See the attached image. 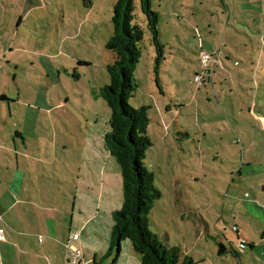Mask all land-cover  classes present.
<instances>
[{
  "label": "rangeland",
  "instance_id": "374dc122",
  "mask_svg": "<svg viewBox=\"0 0 264 264\" xmlns=\"http://www.w3.org/2000/svg\"><path fill=\"white\" fill-rule=\"evenodd\" d=\"M116 1L0 0L4 51L12 46L11 35L24 50L11 57L14 66L20 63V70L13 68L8 74L2 61L0 82L8 87L18 75L24 92L15 85L12 89L24 96L21 103L35 99L44 104L33 111L51 125L40 132L47 145L46 176L52 178V173L62 179L51 181L57 182V191L58 185L75 180L77 174L72 175L84 153L91 159L88 150L103 162L101 141L110 129V110L100 90L109 84L107 66L115 59L106 44ZM150 2L159 18L164 60L156 67L148 19L136 0L134 21L143 28L144 38L135 74L138 88L130 99L135 108L149 107L152 147L145 165L161 192L149 227L165 245L196 264H264V0ZM20 18L25 22L19 23ZM201 52L225 62V68L215 69L211 85L202 87L194 82ZM11 108L16 111L14 105ZM37 118L32 116L34 124ZM105 170L110 178L105 192L97 183L92 193L80 192L73 182L81 202L72 195L61 198L67 199L62 203L70 212L75 205L81 223L86 220L81 209L97 211L101 205L102 218L113 207L109 220L104 217L112 230V212L123 201L122 177L112 157ZM235 227L256 245L254 249L240 246ZM110 230L105 235L109 231L111 236ZM220 244L226 249L222 254ZM69 245L65 243L64 249L72 261ZM101 264H139V256L126 240L117 259L113 252Z\"/></svg>",
  "mask_w": 264,
  "mask_h": 264
},
{
  "label": "crops",
  "instance_id": "0c3cea01",
  "mask_svg": "<svg viewBox=\"0 0 264 264\" xmlns=\"http://www.w3.org/2000/svg\"><path fill=\"white\" fill-rule=\"evenodd\" d=\"M21 22L24 23L25 20L20 18L19 23ZM13 36H10L9 43L12 46L7 52L3 48L5 45L0 41V72L3 71L2 61H5L4 66L7 67L8 74L13 68L17 71L21 69L20 63L13 65L11 57L18 53L17 51H24L23 47L21 49L14 44L15 36ZM8 82L10 83L11 80L8 79ZM19 84L18 75L13 77L8 87L5 83L1 85L0 82V229L4 230L5 237L4 241H0V264H74L75 262L94 264L107 254L110 232L105 234L110 230L107 228L111 225L105 224L104 221L105 218L109 220V208L113 207L109 206L102 218H100L103 211L101 205L97 211L87 209V212H82L81 209L79 214L81 218L86 219L81 223L75 212V205L70 212L65 207L67 199H65L66 203H62L65 201L61 196L62 194L66 195V198L73 196L75 202L78 200L81 202L78 186H72L73 182L79 185L80 192L87 190V193H92L96 183L105 192L110 180L106 174L105 163L109 164L112 156L104 146L103 137L101 141L103 162L92 150H88L91 159H85L88 156L84 153L81 156V166L76 164L78 169L72 175L77 174L72 177L75 180L70 179L66 185L59 181L62 185L60 187L58 185V192L57 182L51 181L54 178L61 181L62 179L52 173H50L52 178H47L48 155L44 153L47 145L41 141L43 138L41 127L43 132H46L50 123L48 124V119L42 121L41 116L33 111L43 108L44 104L42 101L36 102L35 99L27 105L22 104L24 96L15 94L12 89L15 85L18 91H23ZM11 105H14L15 112L12 111ZM32 116L38 117L37 123L32 122ZM94 137L93 134L90 139L94 140ZM90 147H94V144H88V148ZM48 149L50 148L47 147ZM91 160L95 162L90 163ZM49 164L52 166V163ZM54 172L58 173L57 166L54 167ZM64 186L68 189L67 192ZM81 195H84V198L89 196L85 193ZM62 215L68 216V219H63ZM61 216L62 220H60ZM66 221L68 223L64 225L62 222ZM240 234L248 245H252L249 249H254L256 245L241 231ZM65 243L70 244L66 247L68 253L71 251L74 256L72 261H69L64 249ZM79 253L81 260L78 259Z\"/></svg>",
  "mask_w": 264,
  "mask_h": 264
},
{
  "label": "trees",
  "instance_id": "16d2710c",
  "mask_svg": "<svg viewBox=\"0 0 264 264\" xmlns=\"http://www.w3.org/2000/svg\"><path fill=\"white\" fill-rule=\"evenodd\" d=\"M136 0H117L113 7L112 35L106 48L113 52L115 59L107 66L109 84L100 90V96L110 110V131L104 136V146L115 160L122 177L123 201L121 208L112 214V230L108 252L94 264L121 252V244L128 240L133 251L138 254L140 264H196L190 257L182 255L179 249L165 245L159 236L149 227V216L155 207L161 192L155 184V175L146 165V155L152 147L148 135L150 118L149 107H133L130 104L137 91L136 70L141 58V43L144 38L143 28L134 21ZM140 9L148 19V28L156 49V67L164 60L163 45L159 41L157 29L158 16L152 11L150 0H139ZM202 54L199 56V72L202 77L201 87L212 83L217 67L225 68V62L217 59L208 72L202 67ZM207 54V53H206ZM205 72V74H204ZM237 240H245L240 230L235 227ZM252 248V245L247 247ZM246 247V248H247ZM219 254L226 252L219 245ZM243 253V252H242ZM236 256V255H235Z\"/></svg>",
  "mask_w": 264,
  "mask_h": 264
},
{
  "label": "built area",
  "instance_id": "2783aa9c",
  "mask_svg": "<svg viewBox=\"0 0 264 264\" xmlns=\"http://www.w3.org/2000/svg\"><path fill=\"white\" fill-rule=\"evenodd\" d=\"M213 57L210 55V54H206V53H203L202 54V58H201V60H202V67H203V69L204 70H207L208 72H210V71H212V69H210V67H209V65H210V63H212L213 62ZM215 60V59H214ZM215 62H216V60L214 61V64H215ZM213 64V65H214ZM204 74H205V72H204ZM201 79H202V77H197V80H196V82L200 85L201 84ZM234 230H236V228H234ZM5 240V237H4V230L3 229H0V241H4ZM240 246L242 247V248H246L247 247V244H246V242H245V240H241L240 241Z\"/></svg>",
  "mask_w": 264,
  "mask_h": 264
}]
</instances>
